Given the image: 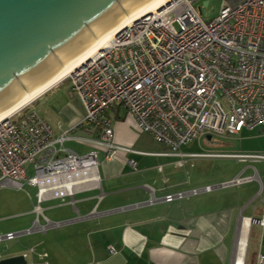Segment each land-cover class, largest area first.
Segmentation results:
<instances>
[{"label":"built area","instance_id":"built-area-1","mask_svg":"<svg viewBox=\"0 0 264 264\" xmlns=\"http://www.w3.org/2000/svg\"><path fill=\"white\" fill-rule=\"evenodd\" d=\"M196 1L171 0L132 22L66 78L85 109L78 124L51 125L28 107L0 124V186H36L33 210L38 216L44 200L72 197L87 186L98 188L97 153L80 155L64 144L97 146L107 160L118 150L131 152L113 144L109 112H125L141 132L169 150L164 156L264 162L259 154L179 152L202 137L264 133V0H238L209 22L194 8ZM78 129L87 135H74ZM128 164L134 168L133 161ZM250 179L237 177L227 185ZM212 189L166 195L163 201L170 204ZM257 223L264 226V215ZM14 238L9 233L0 236V242ZM107 250L114 253L111 246ZM256 264H264V253Z\"/></svg>","mask_w":264,"mask_h":264},{"label":"crops","instance_id":"crops-1","mask_svg":"<svg viewBox=\"0 0 264 264\" xmlns=\"http://www.w3.org/2000/svg\"><path fill=\"white\" fill-rule=\"evenodd\" d=\"M27 110L61 128L74 126L85 116L84 106L67 79ZM108 117L112 120L113 144L131 152L118 150L107 160L104 150L90 145L101 153L98 188L87 186L72 197L44 200L40 204L42 216H38L33 210L36 186H6L21 194L13 192V197L0 204V236L15 234L13 240L0 242V260L21 255L26 264H256L264 253V226L257 223L264 215V197H258L264 187L258 176H246L252 179L239 183L238 188L246 189L251 181L259 182L260 190L252 197L210 192L166 203L164 196L183 192L180 189L188 182L177 181L175 175L162 177L164 165L145 166L143 161L146 157H180L164 156L169 151L163 145V149L153 151L135 149L143 135L135 122L122 111L109 112ZM74 135L86 136L87 132L78 129ZM192 143L181 146L179 152L186 154L180 149ZM130 160L134 168L128 164ZM248 169L250 166L244 164L240 172ZM24 186L35 189L32 197ZM168 190L172 192L165 193ZM245 220L249 224L241 251L240 231ZM39 226L45 229L40 231ZM109 246L114 253L108 252Z\"/></svg>","mask_w":264,"mask_h":264},{"label":"water","instance_id":"water-1","mask_svg":"<svg viewBox=\"0 0 264 264\" xmlns=\"http://www.w3.org/2000/svg\"><path fill=\"white\" fill-rule=\"evenodd\" d=\"M147 1L0 0V113L40 89ZM0 264L26 261L18 255Z\"/></svg>","mask_w":264,"mask_h":264},{"label":"rangeland","instance_id":"rangeland-1","mask_svg":"<svg viewBox=\"0 0 264 264\" xmlns=\"http://www.w3.org/2000/svg\"><path fill=\"white\" fill-rule=\"evenodd\" d=\"M213 0H198L193 6L197 12L200 11L201 19L204 22H209L219 15L221 9L225 8L230 4L236 3L238 0H217L215 4H212ZM205 2L207 5L205 6ZM204 11V14L202 13ZM32 104V103H31ZM30 104V105H31ZM36 104V103H35ZM34 104V105H35ZM29 105V106H30ZM27 106V107H29ZM130 118V117H129ZM131 119V118H130ZM136 126V124H135ZM137 128V126H136ZM138 129V128H137ZM138 131L143 134L139 139V146L135 149L141 151H153L158 149H163L162 145L156 142L150 135ZM201 142L199 143L198 141ZM195 140L194 143L189 145V148H181L180 151L183 153L191 154H207L214 153L220 155H229V154H259L264 155V133L260 130L254 132L243 131L238 138H216L212 137L210 140L202 137L199 140ZM66 149L72 150L80 155L87 154L89 152H97L98 160L101 159V153L99 150H95L93 146L86 145L79 142H66L64 144ZM95 150V151H92ZM168 150V149H167ZM169 151V150H168ZM105 156V153H104ZM145 159L143 164L145 166H154V165H164L160 170L162 177L164 175H175V178L178 180H184L188 182L185 186H182L180 190L181 194H189L192 191L202 190L205 187H212L222 182L226 185L220 188H213L210 192H213L214 195H231L236 192L243 194L246 193L250 197L254 196L260 190V185L258 181H251L247 185L246 189L238 188L237 185H227L235 178L244 179L246 176H258L263 187H264V162L254 160V159H238V158H155L151 157ZM247 164L250 166L246 172L241 173V169ZM140 167V166H139ZM31 168L30 164L24 166L26 174L29 173ZM240 172V173H239ZM157 178L159 177V171L155 172ZM166 178V177H165ZM170 178V177H169ZM167 181V179H165ZM175 181V180H174ZM171 181H169L170 183ZM205 184H210L209 186H204ZM221 185V186H222ZM25 187V186H24ZM24 190L32 197L35 192V189L25 187ZM179 190V191H180ZM13 192H19L16 189L8 188L6 186H0V204L3 200L13 197ZM172 192L171 190L166 191L165 193ZM210 192H198L196 194H191L196 196L199 194L210 193ZM18 194H21L20 192ZM177 194V193H176ZM164 195V194H163ZM175 195V194H171ZM261 196H258L260 199L264 197V190L260 193ZM256 230V227H254Z\"/></svg>","mask_w":264,"mask_h":264},{"label":"bare ground","instance_id":"bare-ground-1","mask_svg":"<svg viewBox=\"0 0 264 264\" xmlns=\"http://www.w3.org/2000/svg\"><path fill=\"white\" fill-rule=\"evenodd\" d=\"M171 0H148L143 5L134 10L126 18L120 21L107 33H105L101 38L94 42L88 49H86L82 54L60 69L54 76H52L40 89L35 92L25 95L20 101L0 113V124L5 122L7 119L11 118L17 114L23 108L29 106L32 102L46 93L48 90L56 86L61 81L66 78L73 76L74 73L95 56L100 50L104 49L109 45L114 36L121 32L124 28L129 26L132 22L138 20L139 18L145 16L146 14L152 13L155 10H161L168 2ZM97 180V177L95 178ZM248 220H245L240 231V250L245 246L247 230H248Z\"/></svg>","mask_w":264,"mask_h":264}]
</instances>
